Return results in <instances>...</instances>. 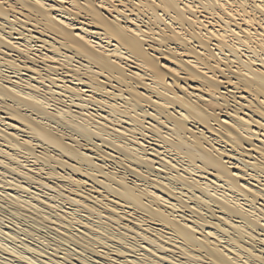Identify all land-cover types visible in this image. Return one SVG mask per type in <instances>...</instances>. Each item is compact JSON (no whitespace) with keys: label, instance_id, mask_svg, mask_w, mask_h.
I'll return each instance as SVG.
<instances>
[{"label":"bare ground","instance_id":"1","mask_svg":"<svg viewBox=\"0 0 264 264\" xmlns=\"http://www.w3.org/2000/svg\"><path fill=\"white\" fill-rule=\"evenodd\" d=\"M0 5V264H264V0Z\"/></svg>","mask_w":264,"mask_h":264},{"label":"snow or ice","instance_id":"2","mask_svg":"<svg viewBox=\"0 0 264 264\" xmlns=\"http://www.w3.org/2000/svg\"><path fill=\"white\" fill-rule=\"evenodd\" d=\"M36 3L40 5V7H44V5L40 3V0H36ZM0 5L4 6L5 8L9 7L8 0H0ZM261 10L264 11V7H261Z\"/></svg>","mask_w":264,"mask_h":264}]
</instances>
